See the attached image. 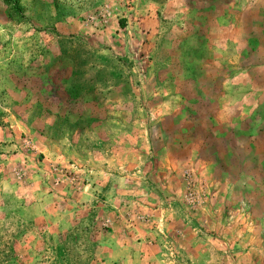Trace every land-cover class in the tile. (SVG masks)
Returning <instances> with one entry per match:
<instances>
[{
    "label": "rangeland",
    "instance_id": "rangeland-1",
    "mask_svg": "<svg viewBox=\"0 0 264 264\" xmlns=\"http://www.w3.org/2000/svg\"><path fill=\"white\" fill-rule=\"evenodd\" d=\"M0 264H264V0H0Z\"/></svg>",
    "mask_w": 264,
    "mask_h": 264
}]
</instances>
